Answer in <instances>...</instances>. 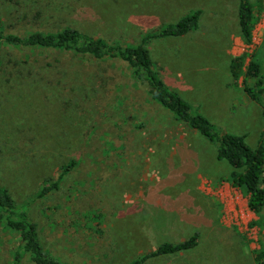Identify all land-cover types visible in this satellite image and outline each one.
<instances>
[{
  "label": "rangeland",
  "instance_id": "1",
  "mask_svg": "<svg viewBox=\"0 0 264 264\" xmlns=\"http://www.w3.org/2000/svg\"><path fill=\"white\" fill-rule=\"evenodd\" d=\"M252 40L236 24L237 0H0L4 31L71 26L109 43L136 44L198 11L197 27L145 47L166 86L215 129L264 147V0H249ZM262 81V106L234 87L229 59ZM57 188L38 196L55 180ZM215 144L149 100L116 61L37 46L0 48V186L35 224L44 252L68 264H126L163 241L197 233L196 245L141 264H254L264 246L257 216L224 178ZM260 185L264 188V168ZM24 206V207H23ZM14 238L0 228V264Z\"/></svg>",
  "mask_w": 264,
  "mask_h": 264
},
{
  "label": "trees",
  "instance_id": "2",
  "mask_svg": "<svg viewBox=\"0 0 264 264\" xmlns=\"http://www.w3.org/2000/svg\"><path fill=\"white\" fill-rule=\"evenodd\" d=\"M198 14V11H193L182 15L174 23L162 24L144 34L136 44L109 43L100 36L88 35L71 26L55 31L33 30L18 35L5 32L0 19V48L6 44L70 50L74 54L86 55L94 60L107 59L123 64L131 82L141 86L149 100L167 110L175 120L215 144L216 157L224 160L231 167L224 180L246 196L248 209L258 216L264 206V188L260 185L264 168V147L259 144L255 148H250L244 142L243 135L218 131L206 116L191 109L177 92L169 89L163 82L145 47L146 42L151 38L181 36L196 29ZM254 18L253 7L249 0H237L236 24L244 44H249L252 40ZM245 59L244 52L229 59L227 69L231 77L230 85L235 87L241 79L242 88L248 97L262 106L263 85L260 86L262 81L257 80L253 85L245 83L249 75L256 76L255 70L250 72L247 68L244 71ZM263 109L262 106V111ZM68 169V165L63 166L55 180L40 188L38 196L55 190L59 179ZM0 228L14 238L9 264H68L44 252L36 236L35 224L29 220L27 211L21 205H16L6 189L1 186ZM196 242L197 233L176 242L163 241L154 250L126 264H141L150 256L184 251L194 247ZM252 260L254 264H264V246L253 251Z\"/></svg>",
  "mask_w": 264,
  "mask_h": 264
}]
</instances>
